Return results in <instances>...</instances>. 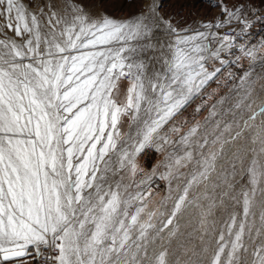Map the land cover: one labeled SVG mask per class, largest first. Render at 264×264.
<instances>
[{"label": "snow or ice", "instance_id": "obj_1", "mask_svg": "<svg viewBox=\"0 0 264 264\" xmlns=\"http://www.w3.org/2000/svg\"><path fill=\"white\" fill-rule=\"evenodd\" d=\"M128 4L0 0V264H264V0L196 26Z\"/></svg>", "mask_w": 264, "mask_h": 264}, {"label": "rangeland", "instance_id": "obj_2", "mask_svg": "<svg viewBox=\"0 0 264 264\" xmlns=\"http://www.w3.org/2000/svg\"><path fill=\"white\" fill-rule=\"evenodd\" d=\"M26 7L30 10L35 11L36 6L41 4L43 0H21ZM99 3V0H96ZM157 2L162 6L163 12L171 15L173 20L178 23L180 26H196V23L200 22L197 16H201V19H205V21H212L213 17H219L221 15L220 8L217 7L218 0H157ZM244 2V0H225V3L231 7L232 5ZM258 0H252V3L257 5ZM103 8L104 10L113 17L116 18H126L132 14V12L136 11L134 7L128 4V0H103ZM187 17L185 20L180 19L179 17ZM0 23H3V20H0ZM222 33V29L219 30ZM216 66H219L218 64ZM244 69H248L249 61H243ZM235 72H241L240 69L233 68ZM227 70H225L226 75ZM242 74V73H241ZM258 76H264V69H261L259 64L255 66L253 71L252 79H256ZM223 79V77H222ZM260 83H264V81H258L255 85L257 92L260 90ZM216 84H212L211 88L208 90L211 91L212 88H215ZM231 87V84L229 85ZM228 88H221L219 95L216 96L213 100L209 101V104L215 103L216 100L219 99L220 96L228 94ZM234 103V100L232 101ZM196 103H200L197 101ZM228 106V105H225ZM194 107V106H193ZM193 111V108H189L188 112L185 115L189 116L191 120L192 117L190 113ZM208 114L207 109L202 111L196 119L203 120V117ZM230 118V117H229ZM257 123H259V119H257ZM126 130V128H125ZM187 129L185 128L184 131ZM175 138V137H174ZM164 160V155L162 153L156 152L154 149L145 150L144 154L138 157V162L145 169L146 172L151 173L154 166L158 165L161 161ZM159 172L165 171L163 167L158 168ZM182 171H186L182 169ZM142 178L141 176H137V179ZM155 185L154 192L158 193L155 196L156 200H159L161 196L166 194V182L161 181L158 178L154 177ZM175 183V182H174ZM259 199V196L257 197ZM238 211H242V209H238ZM195 212V210H193ZM258 216V211H257ZM191 217L186 216L185 220L182 223H186L188 219ZM258 222V221H257ZM194 225V221H193ZM182 232L184 233L178 240H173L172 248L170 251L175 250L176 254L180 257L181 261L187 259V257L183 254L184 248L195 249L197 252L200 251L201 245L198 239V233L193 232L192 226L182 227ZM191 233V235H189ZM183 245V247H181ZM191 255V253H189ZM195 259V257L193 258ZM250 260V255L248 256Z\"/></svg>", "mask_w": 264, "mask_h": 264}, {"label": "built area", "instance_id": "obj_3", "mask_svg": "<svg viewBox=\"0 0 264 264\" xmlns=\"http://www.w3.org/2000/svg\"><path fill=\"white\" fill-rule=\"evenodd\" d=\"M260 31H257V30ZM227 28L222 29V34L227 33ZM253 33L255 34L256 38L258 39L260 36H264V25H255L253 28Z\"/></svg>", "mask_w": 264, "mask_h": 264}, {"label": "crops", "instance_id": "obj_4", "mask_svg": "<svg viewBox=\"0 0 264 264\" xmlns=\"http://www.w3.org/2000/svg\"><path fill=\"white\" fill-rule=\"evenodd\" d=\"M260 3H261V0H258L257 5H260ZM196 17H197L198 20L205 21V19H203V18L201 19V16H197V15H196ZM217 17H219V14L217 15ZM217 17H213L212 21H215V19H216ZM186 18H187V17H185V16H183V17H181V18L179 17V20H180V19H184V20H185Z\"/></svg>", "mask_w": 264, "mask_h": 264}, {"label": "bare ground", "instance_id": "obj_5", "mask_svg": "<svg viewBox=\"0 0 264 264\" xmlns=\"http://www.w3.org/2000/svg\"><path fill=\"white\" fill-rule=\"evenodd\" d=\"M257 119H259V118H257Z\"/></svg>", "mask_w": 264, "mask_h": 264}]
</instances>
